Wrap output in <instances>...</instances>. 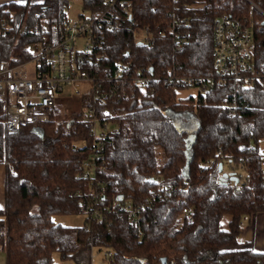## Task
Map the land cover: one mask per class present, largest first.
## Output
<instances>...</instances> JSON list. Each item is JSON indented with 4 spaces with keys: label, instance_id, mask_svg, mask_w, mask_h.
I'll return each mask as SVG.
<instances>
[{
    "label": "trees",
    "instance_id": "1",
    "mask_svg": "<svg viewBox=\"0 0 264 264\" xmlns=\"http://www.w3.org/2000/svg\"><path fill=\"white\" fill-rule=\"evenodd\" d=\"M252 1L264 10V0ZM70 3L1 5L0 16L11 26L0 36V58L25 63L34 55L33 43L45 37L54 42ZM82 3L79 15H105L96 28L102 46L81 63L79 53L74 57L97 86L80 95L81 106L63 115L56 105L48 120L10 133L7 102L0 97V163L7 167L0 209L5 264H54L55 252L77 259L70 264H91L85 254L93 246L108 249L103 264H162L163 258L175 264H257L264 254L239 248L237 237L246 215L264 211V87L226 78L199 90L197 99L181 98L179 89L197 84L177 78L216 74L213 30L224 14L253 26L256 65L264 66L262 13L249 0ZM114 21L118 26L109 27ZM145 30L152 41L138 39ZM138 76L152 79L139 85ZM100 100L111 107L106 119L115 126L107 131L96 176L88 179L80 175L93 150V120L86 111ZM154 190L159 196L152 202ZM127 203L141 206L140 225L130 220ZM75 213L86 214L83 225L53 219ZM225 215L231 217L228 229L222 225Z\"/></svg>",
    "mask_w": 264,
    "mask_h": 264
},
{
    "label": "built area",
    "instance_id": "2",
    "mask_svg": "<svg viewBox=\"0 0 264 264\" xmlns=\"http://www.w3.org/2000/svg\"><path fill=\"white\" fill-rule=\"evenodd\" d=\"M107 1L111 4L116 2V0ZM249 1L264 17V10L252 0ZM104 15L105 13H102L96 18L81 15L74 18L67 17L63 21L59 38L52 42L45 37L33 43L34 55L25 63L13 64L9 58H0V97L5 98L7 102L5 112L8 132L16 133L27 124L38 125L48 120L65 86H70L77 95L90 92L97 87L90 72L77 67L74 57L79 53L77 61L81 63L86 54H91L102 46V43L96 39V28L102 23ZM10 26L9 19L0 16V36L6 35ZM117 26L118 21L109 25L111 28ZM163 33V30L158 31L159 35ZM151 37L152 33L145 30L138 39L152 41ZM213 40L215 45L213 63L216 74L195 79L183 76L178 77V81L187 85L195 83L201 91L222 84L226 78H233L245 86L260 84L264 87V66L256 65L253 26L246 18L229 14L221 15L214 24ZM179 47H182V43ZM120 68L122 69V65ZM151 79L148 76H138L135 82L141 85ZM128 96V93L124 94V97L128 98ZM106 97L107 95L104 96ZM102 102V100L95 102L86 111L87 116L93 120L91 131L93 150L84 161L80 175L88 179L96 176L99 163L104 159L107 131L114 125L111 120L106 119L112 115L111 107L103 105ZM98 124L102 126L100 132ZM261 157L264 168V147ZM204 165L208 166L209 163L206 162ZM156 180L159 182L160 177H156ZM158 196L159 192L154 190L150 200L154 202ZM124 208L130 220L140 225L141 206L127 203ZM187 211V208H184V212ZM99 214V209H96L95 215ZM248 218L250 215H246L243 221ZM166 264H175V262L167 261ZM257 264H264V258Z\"/></svg>",
    "mask_w": 264,
    "mask_h": 264
},
{
    "label": "rangeland",
    "instance_id": "3",
    "mask_svg": "<svg viewBox=\"0 0 264 264\" xmlns=\"http://www.w3.org/2000/svg\"><path fill=\"white\" fill-rule=\"evenodd\" d=\"M81 12H83V3L80 1H71L70 8L68 9V17H77ZM86 13V12H85ZM87 14V13H86ZM25 27V24H21V30H23ZM178 95L181 98H188L189 96H193L195 99L198 98L199 90L196 86H187L185 88H181L178 90ZM82 99L80 95H77L74 93L73 89L70 86H65L63 93L60 94L57 98V105L58 109L61 112V114L65 115L69 111H71L74 108H78L81 106ZM180 114L176 113V116ZM115 126V125H113ZM112 126V127H113ZM99 132L102 129V126L98 124ZM264 145V140L261 141V146ZM236 169L240 172H243V168L236 167ZM230 170V167L228 165V162L224 165V171L228 172ZM86 214L85 213H75V214H58L53 216V219L57 223H61L63 225L67 226H80L83 225L85 222ZM87 260L91 264H103L107 262L108 259V249H99L97 246H93L91 249L86 251L85 254ZM77 261L76 258H62L58 252H55L53 254V262L54 264H70L75 263Z\"/></svg>",
    "mask_w": 264,
    "mask_h": 264
},
{
    "label": "crops",
    "instance_id": "4",
    "mask_svg": "<svg viewBox=\"0 0 264 264\" xmlns=\"http://www.w3.org/2000/svg\"><path fill=\"white\" fill-rule=\"evenodd\" d=\"M44 0H0V6L10 3H25V2H42ZM74 1V0H71ZM77 1V0H76ZM82 2V0H78ZM6 165L0 163V209L5 206V177ZM231 217L225 215L222 219L224 229H228ZM239 248H250L255 252L264 254V211H260L250 218L242 222L240 233L238 234ZM6 263V254L0 250V264Z\"/></svg>",
    "mask_w": 264,
    "mask_h": 264
},
{
    "label": "water",
    "instance_id": "5",
    "mask_svg": "<svg viewBox=\"0 0 264 264\" xmlns=\"http://www.w3.org/2000/svg\"><path fill=\"white\" fill-rule=\"evenodd\" d=\"M219 167H220V170H222L223 164L220 163ZM122 198H123V196H119V199H122ZM166 263H167V258H163L162 259V264H166Z\"/></svg>",
    "mask_w": 264,
    "mask_h": 264
},
{
    "label": "bare ground",
    "instance_id": "6",
    "mask_svg": "<svg viewBox=\"0 0 264 264\" xmlns=\"http://www.w3.org/2000/svg\"><path fill=\"white\" fill-rule=\"evenodd\" d=\"M95 102V101H94Z\"/></svg>",
    "mask_w": 264,
    "mask_h": 264
}]
</instances>
